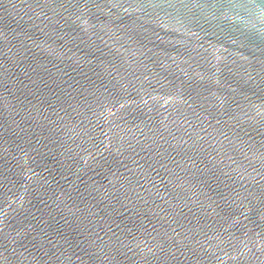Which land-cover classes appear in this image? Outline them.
<instances>
[{
    "label": "water",
    "instance_id": "95a60500",
    "mask_svg": "<svg viewBox=\"0 0 264 264\" xmlns=\"http://www.w3.org/2000/svg\"><path fill=\"white\" fill-rule=\"evenodd\" d=\"M0 264H264V0H0Z\"/></svg>",
    "mask_w": 264,
    "mask_h": 264
}]
</instances>
